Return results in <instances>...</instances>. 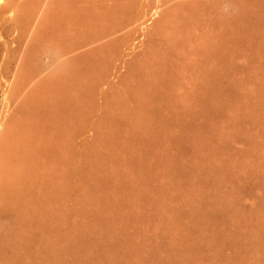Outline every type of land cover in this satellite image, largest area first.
<instances>
[{
    "label": "bare ground",
    "instance_id": "6f19581e",
    "mask_svg": "<svg viewBox=\"0 0 264 264\" xmlns=\"http://www.w3.org/2000/svg\"><path fill=\"white\" fill-rule=\"evenodd\" d=\"M63 1L67 4L74 0ZM83 1L85 7L81 10L68 11L65 6L45 14L23 49L21 68H24V74L38 65L36 47L39 43L48 46L57 42L67 50L78 41L92 40L101 31H107L110 24L122 19L127 5L124 3L122 7L116 3L118 5L108 7L100 4L92 8L89 6L92 0ZM8 12L7 6L0 5V16ZM18 13V10L13 11L4 17L5 21L17 26ZM175 17V26H181L180 31H167L170 28L167 24V33L160 37V45L154 46V51L137 64L130 63V72L126 73L128 78L131 77L128 97L114 96V121L99 135L97 142L101 146L97 142L93 145L91 152L97 164L88 165L81 181L70 184L74 163L69 135L75 132L72 130L79 124L81 113V118L85 116L87 83L101 69L105 53L115 51L114 41L92 43L95 45L74 54L71 58L74 73L68 77L70 79L50 83L43 77L25 96L24 103L15 109L11 118L16 130L7 132L3 154L6 158L11 153L17 166L3 170L7 177L0 179V201L14 205L23 225L9 245L0 246V264H144L145 258L156 254L155 260L159 263L203 264L202 252L207 248L204 241L208 239H215L238 253L244 250L239 238L243 229L230 233L216 223L209 229L203 227L211 210L205 208L203 197L193 190L194 184L189 181L186 190L193 192L197 213L188 220L180 238L169 243L161 236H140L135 226L136 233L128 230L135 222L147 225L152 209L169 208L170 201L177 200L183 193L184 186L179 183V177H184L178 170H189L187 154H183L187 144L193 153L202 149L215 157L214 166L206 167L203 161L199 163L200 169L207 173L205 183H208V176H217L222 182L243 176L241 167L230 168L232 159L218 153L219 148L225 147L236 135L225 134L219 128L221 138L215 141L202 132L205 125L212 124L214 113L227 111V107L232 106L233 115L226 118L224 126L235 125L237 121L252 124L256 114L264 122V75L260 74V84L246 94L240 93L244 90L240 91V81L234 78L235 70L230 71L236 66L233 55L242 50L246 52V49L250 51L248 57H259L257 67L260 66V59L264 58V3L251 4L243 16L231 21L218 20L215 29L200 36L192 50L188 46L189 38L181 31L184 24L187 31L186 22L191 16L188 19L180 14ZM146 20L139 23V29L145 28ZM18 36L12 41L17 43ZM18 48L10 47L6 51L5 69L13 64L10 56L20 51ZM19 67L13 76L12 87L18 86V78L23 72ZM187 82L197 84L187 85ZM180 83L187 86L178 97L174 96L176 92L171 95L169 90ZM129 99L135 102L133 110L128 108ZM114 127L125 129V133L127 130V138L120 139L118 132L121 130L116 132ZM133 145H137L134 150L131 149ZM171 148L175 150L172 152ZM148 156H152L153 161H148ZM161 178L166 179L165 184ZM68 193L76 198L77 212L87 217L75 233L65 226L67 210L63 203ZM161 220L165 224L164 219ZM236 220L242 227L251 229L250 240L256 237V244H264L260 230L264 222L245 215H237ZM36 243L42 245V252H46L44 263H35L37 256L32 251L26 258L19 255L5 258L9 253L7 250L13 252L22 247L30 251ZM142 252L146 253L144 259L140 255ZM192 255H198V258H191ZM220 256L217 254V258ZM123 259L125 262L121 263Z\"/></svg>",
    "mask_w": 264,
    "mask_h": 264
},
{
    "label": "rangeland",
    "instance_id": "374dc122",
    "mask_svg": "<svg viewBox=\"0 0 264 264\" xmlns=\"http://www.w3.org/2000/svg\"><path fill=\"white\" fill-rule=\"evenodd\" d=\"M263 1L264 0H92L89 3V6L92 8H96L100 4L108 7L118 4L124 7L125 4H127L125 6V14L122 19L117 20V23L110 24L107 31H101L92 40L89 38L84 41H78V44L74 42L75 44L67 50H64L57 42L48 46L38 42L39 44L36 47L39 51V56H37L38 65L33 67V71L29 70L24 74V68H21V60L24 56L23 49H25L27 41L30 40L28 38H31L33 32L38 29L39 23L42 21L45 14L51 10L65 8V6H67L68 11L81 10L85 7V3L83 0H74L71 3L66 1L67 4L63 0H0V5H4V7L7 6L9 9L6 15L0 16V179H2V177H7L3 173L4 168L8 167L9 169L17 166L11 153H8L6 158H4L3 154L7 132L16 128L15 123L12 121L14 119L11 118L15 109L24 103L25 96L43 77L46 80H50V83H62L64 79H70L68 77H71L74 73V65L71 60L74 54L87 50L91 45L103 43V41L113 40L115 44V51L106 52L107 54L104 52L105 57L101 69L87 83L84 108L86 111H84L85 113L83 112V115H85L83 116L84 119L81 118V113L80 119L77 121L81 126L77 124L75 130H72V132H75L69 135L70 142L68 143H70L69 148L72 150L74 163V169L69 177L70 184H74L83 179L88 165L97 164V160L93 159L94 156L91 152L92 147L97 143L101 146L100 142H97L100 140L99 135H101L102 130L106 128L105 126L108 123L112 126L114 121V96L119 94L125 98L128 97L131 77L128 78L129 76L127 77L126 73L128 70L130 72V63L134 61V63L137 64L141 61V58L153 52V49L160 45L159 41L162 40L168 30L180 31L181 26H175V16H178V14L186 18L191 16V20L187 18V31L185 30L186 24H184V28H182L181 31L182 33L185 32L183 34L189 38L190 44L188 43V46L192 50L196 47V41L200 36L207 35L215 29V22L218 20L231 21L239 18L246 13L251 4L264 3ZM178 8L181 9L183 13L180 12ZM15 10L19 11L17 15L19 18V26L13 27L5 21L4 17L10 16ZM174 10H177L179 13ZM145 18H147L145 21V28L139 29V23ZM166 20H168V22ZM167 24L169 25L168 27H170L169 29H167V27L165 28ZM11 27L13 28L10 29ZM161 27L163 29H161ZM162 30L164 34H161L163 33ZM16 35H19L17 43L12 41ZM15 46L20 47L17 49L20 51H16V53L14 52L12 56H10L13 64L9 66L10 70L5 69L8 61L6 51L10 47L14 48ZM154 46L155 48H153ZM150 48H152V51ZM246 50L248 51V49ZM244 51L245 50H242L240 53L238 52V55H236L237 53L233 55V61L236 66L231 68L230 71L233 73L232 71L235 70L234 78H237L238 82H241L238 83L240 91L244 90V92H239H246V94H248L247 91L251 92L252 87L261 82L259 78L260 74L264 75V69H262L264 68V66H262L264 65V58H261L262 60L260 59V66L257 67L259 57H248L250 51H246L247 53ZM252 62H254V65H252ZM18 67L19 71L23 72L18 78V86L12 87L14 82L13 76ZM236 70L238 72H236ZM257 70L259 71L257 72ZM47 72H49L48 75L46 74ZM246 73L250 75H246ZM190 74L193 75V72H190ZM187 83V85H190V83L193 85L197 84L196 82H194L195 84L193 82ZM180 84H182L183 87ZM180 84L177 86L174 85V87L170 89L171 91L169 90L171 95L176 92L174 96L176 95L178 97L179 94L182 93L184 87L187 86L186 83L185 86L183 83ZM131 101V99L128 100V108L133 110L132 108L135 106L133 103L135 102L132 101V103H130ZM249 102L253 104L252 100ZM236 103H238V101L234 104ZM187 106L192 107V104L190 106L186 105V107ZM232 115V106L227 107V111L214 113L212 124L205 125L202 132L207 138L215 141L221 138L218 131L219 128L224 130L225 134L230 133L236 135L225 147H220L218 153L223 158L228 157L230 161L232 159L230 168H232V166L236 168L241 167L243 176H240L237 180L230 179L226 182L219 181L217 176H208V183H205L207 173H204V170L202 171L200 169L201 166L199 163L202 164L205 162L203 164L206 167L214 166V155L202 149L197 153H193L187 143V145L183 144L185 147L187 146V148L184 147L183 150L187 151L185 153L183 151V154H187L186 160L189 164L188 171H185L186 169L178 170L184 177H179V183L184 186L183 193H180L177 200L170 201L171 205L169 208L165 210H160L158 208L155 210L152 209L148 215L147 225L135 222L136 225L133 224L131 228L133 229V226H135L134 228L138 231L137 233L145 238L149 236L153 238L161 236L169 243L180 238L184 233L188 220L197 213L193 205V192L191 193V191L186 190V183L189 181L194 184L193 190L197 191L200 197H203V201L206 203L205 208L211 210H208L209 214H207V218L203 221L204 228L209 229L216 223L230 233H237V231L239 232L243 229L242 235H240L239 238L243 241L244 250L240 253L215 239L205 240L204 243L206 242L207 248L202 252V258L205 262L203 264H264V244H256L254 242L256 237L250 240L249 236L252 234L251 229L242 227L236 220L237 215H243V217L245 215L247 218H254L255 220L264 222V122L261 121L256 114L252 124H243L237 121L235 125L224 126L226 118ZM130 116L132 118L133 114ZM238 119L239 118L236 117V120ZM115 127L114 129L115 131L117 130L116 132H118V129H123L119 127L116 129ZM115 131L113 132L116 133ZM123 131L121 130V132H118V136L121 137L120 139H126L128 136L129 132L126 130L127 133H125V129ZM129 145H131V143ZM136 146L137 145H133L131 149L134 150ZM171 149L172 152L175 150V148ZM188 149H190V151ZM153 159L152 156H148V161H153ZM7 173L10 172L8 171ZM161 182L165 184L166 179L161 178ZM63 205L65 210H67L65 226L71 233L78 232V226L82 225L87 217L77 212L78 204L72 193L66 195ZM132 210L133 209L129 212ZM211 212H213V214H211ZM161 219H164L165 224L162 223ZM22 225L14 205L0 201V246L9 245L15 235L21 230ZM132 229L128 228L129 232H135V230ZM260 230L264 238L263 223H261ZM39 245V243L34 244V247L32 246L30 251L22 247L15 248L13 252L7 250L6 252L9 253L5 255V258H10L14 255L26 258L28 256L27 254L32 251L34 254L36 253L35 255L37 256V261L35 263H44L43 259H46V252H42V245ZM217 254L221 256L217 258ZM140 255L141 258H143V255H146V253L142 252ZM156 257L157 254L152 256V258H145L147 261L144 260V264H164L155 260ZM194 257L198 258V255L191 256V258ZM123 262H125L124 259L121 260V263ZM81 263L84 262L82 261Z\"/></svg>",
    "mask_w": 264,
    "mask_h": 264
}]
</instances>
